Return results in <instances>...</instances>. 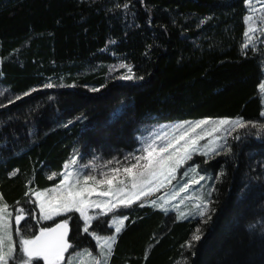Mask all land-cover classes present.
<instances>
[{
    "label": "trees",
    "instance_id": "1",
    "mask_svg": "<svg viewBox=\"0 0 264 264\" xmlns=\"http://www.w3.org/2000/svg\"><path fill=\"white\" fill-rule=\"evenodd\" d=\"M246 15L245 0H0V193L9 212L25 209L27 235L52 226L33 219L32 193L59 183L71 156L120 158L143 127L240 119L232 152L192 158L209 174L212 219L120 207L109 264H264V38L244 47ZM116 63L133 79L109 76ZM68 216L72 250L93 252L92 231L112 234L119 215L89 233Z\"/></svg>",
    "mask_w": 264,
    "mask_h": 264
},
{
    "label": "snow or ice",
    "instance_id": "2",
    "mask_svg": "<svg viewBox=\"0 0 264 264\" xmlns=\"http://www.w3.org/2000/svg\"><path fill=\"white\" fill-rule=\"evenodd\" d=\"M245 3L251 4V0H245ZM250 11L254 12L255 10L250 8ZM245 19L252 21L253 17L250 15L246 16ZM256 30L253 24L249 25L245 32L248 41L244 45L245 48L254 44ZM121 78L131 80L133 76L124 75ZM47 86L51 87L52 85ZM185 123L188 124V122ZM209 124L212 125L210 129L202 127ZM230 124L233 131L237 128L246 127L240 119L230 121L224 118L213 121L206 118L189 124L187 128L184 125H179L171 133L152 134L143 139L139 155L129 153L125 157L126 160H134L135 162L120 166V162L116 161L118 166L110 167L113 161L109 160L107 166L102 165L103 170L98 173L96 172L95 158L89 163L80 165L83 157L74 155L65 162L62 171L59 173L62 177L59 183L50 189L32 193L36 197L39 208L38 222L39 220L53 221V224L52 226H41L38 232L31 235H25L22 231L21 222L24 220L25 209L20 208L16 211L14 228L12 213L8 211L9 205L4 201L3 194L0 193V264H39L41 260L43 264H76L77 258L69 257L66 259L65 257V253L72 247L69 243L71 239L69 232L70 221L73 217L68 216V213H79V217L83 218L84 221L83 231L85 233H89L94 219L100 215L108 213L119 215L120 218L114 220L113 223L115 224V232L120 233L127 217L122 213L117 214L116 209L140 201L142 197L147 199L166 184H170L176 179L178 168L192 160L196 153L210 159L214 155H219L220 151L232 152V147L227 145V142L218 144L214 139L207 144H200L205 136L226 130L225 126ZM252 127L256 128L257 125L253 123ZM259 128L264 130V125H259ZM198 129H201L200 133H197ZM257 134L259 135V133ZM234 138L240 139L239 136ZM216 139H220V137ZM191 170L196 172L194 167ZM56 175L57 173H52L49 178L51 179ZM184 175L187 173L185 172ZM199 179L203 180L205 177L199 176ZM198 182L196 179H191L184 183L172 193L170 199H176L179 193L189 189L190 184ZM149 202L153 207H164L162 204L157 205L156 200ZM211 203V200L200 199V203L196 205L197 214L200 217L198 225L206 224L212 219ZM140 206L143 207V203ZM90 209H98L99 212L90 215ZM60 216L64 218L56 222L54 217ZM203 234L204 230L198 226L192 236V241L199 242ZM92 235L98 241L100 240L94 230ZM115 240V235L104 239L103 244L99 245L100 256L95 258L92 264H109ZM192 241L187 242L189 248L193 247Z\"/></svg>",
    "mask_w": 264,
    "mask_h": 264
},
{
    "label": "rangeland",
    "instance_id": "3",
    "mask_svg": "<svg viewBox=\"0 0 264 264\" xmlns=\"http://www.w3.org/2000/svg\"><path fill=\"white\" fill-rule=\"evenodd\" d=\"M247 7V15L246 16H252L253 20L252 21H246L245 19V25H246V30L247 31L248 27L250 24H253L256 27V32L254 34V44H250L249 46H253V45H257L259 43V41L264 38V0H251V4H246ZM251 9H254L255 11H250ZM264 44V41H262ZM248 41L246 39V37H244V45L247 44ZM248 46V47H249ZM107 71L111 75H114V77H118L121 80V77L124 75H131L129 72V68L127 66H124L121 63H116L114 65H110L107 68ZM264 79L263 82L260 86V95L262 97V103L264 105ZM262 116L264 117V108L262 110ZM224 119V118H222ZM203 120V119H200ZM200 120H184V121H177V122H170V123H162L158 126H150V127H143L141 129L140 134L137 137V147L131 151V152H127L124 153L123 155L120 156V158H108V159H103L100 158L99 156H88V157H83V159L80 161V165L89 163L93 160V158H95V164L97 166L96 168V172L98 173L99 171L103 170L101 168L102 165L107 166V161L112 160L113 163L112 165H110V167H116L118 166L116 164V161L120 162V166H123L125 164H128L130 162H135L134 160H126L125 157L128 156L129 153H134L135 155H139V149L142 147L143 144V139L149 137L152 134H162V133H171L172 130L174 128H176L179 125H184L185 128H187L189 126V124L195 123L197 121ZM213 121H217L219 119H211ZM230 121H236L237 119H229ZM185 122H188V124H186ZM203 128L206 129H210L212 127L211 124L207 125V126H202ZM226 130H222L220 132L217 133H213L211 136H205L204 139H202L200 141L201 145L207 144L209 143V141L211 140H216V143L218 144H224L227 137L231 134L232 127L231 124L228 126H225ZM201 129L197 130V133H200ZM217 137H220V139H216ZM74 156V155H73ZM71 156V158L73 157ZM194 156H204L201 155L199 153H196L193 155ZM205 157V156H204ZM195 162V163H194ZM200 165L199 161H194V160H190L187 161L184 165H182L180 168H178L177 173H176V179L173 180L170 184H166L163 188H161L159 191L154 192L151 196H149L147 199L145 198H141L140 201H135L133 204L135 203H143V205H148V206H152V204L149 202L151 200H156L157 201V205H164L163 208L161 207H154L157 209H161L163 211H165L166 213H168V211H173L175 210L176 212H178V214L182 217L185 218L187 216H190L192 214L198 215L197 214V209H196V205L198 203H200V199H207L208 198V194H209V185H208V180L207 178L209 177L208 173H202L199 175H195V172H193L191 170V168H195L196 172H198L197 167ZM79 166V165H78ZM91 170V169H89ZM187 173V175H184V173ZM199 176H204L205 179L202 180V184L200 187H197L198 183L201 182V180L199 179ZM62 177L60 176V179ZM191 179H196L199 182L198 183H194V184H190L189 185V189L186 190L185 192L179 193V195L176 197V199H170L171 195L173 192L177 191L179 189V187H181L184 183H187L189 180ZM52 188V187H51ZM50 189V188H48ZM43 191V190H42ZM94 198H95V194H94ZM32 203L35 206L36 212L35 214H31L33 219L36 221V223L39 225L41 223H48V222H53V221H43V220H39L38 222V215H39V208L38 205L36 203V197L34 195H32L31 197ZM132 205V204H131ZM124 207V206H121ZM153 207V206H152ZM20 209V208H16V211ZM119 209V208H118ZM118 209H116L115 211H117ZM9 211V210H8ZM15 212H12V223H13V227L15 228ZM99 210L98 209H90L89 210V214L90 215H95L96 213H98ZM71 213H68L67 215H69ZM79 216V213H76ZM111 214V213H110ZM100 216H105V215H100ZM99 216V217H100ZM98 217V218H99ZM64 218L63 216L60 217H54V220L56 222H58L60 219ZM96 218V219H98ZM120 216H112V218L110 219L109 223H108V227L112 229V234H109L107 236H100V240L98 241L96 239V237L94 236H90L95 244V248L94 251H90V250H86V248H82V249H74L72 250V247L69 249L68 252L65 253V257L66 259L69 257H73V258H77L76 260V264H92V261L100 256V246L101 244H103L104 239L111 237L113 235L117 236V233L115 232V224L113 223L114 220L119 219ZM24 219H25V215H24ZM80 221L83 223V227H84V221L83 218L80 217ZM94 219V220H96ZM22 224V222H21ZM83 229V228H82ZM22 231L24 232L25 235H27L28 233V228L27 225L26 226H22ZM15 235V233H14ZM18 239V238H17ZM71 245H73L72 243H70ZM90 254V255H89Z\"/></svg>",
    "mask_w": 264,
    "mask_h": 264
}]
</instances>
